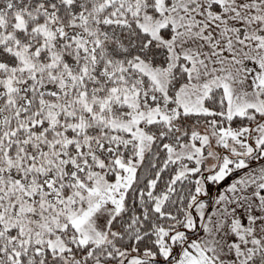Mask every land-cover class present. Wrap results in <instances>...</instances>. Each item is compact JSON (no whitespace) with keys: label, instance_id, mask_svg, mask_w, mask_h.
I'll return each mask as SVG.
<instances>
[{"label":"snow or ice","instance_id":"obj_1","mask_svg":"<svg viewBox=\"0 0 264 264\" xmlns=\"http://www.w3.org/2000/svg\"><path fill=\"white\" fill-rule=\"evenodd\" d=\"M0 264H264V0H0Z\"/></svg>","mask_w":264,"mask_h":264}]
</instances>
